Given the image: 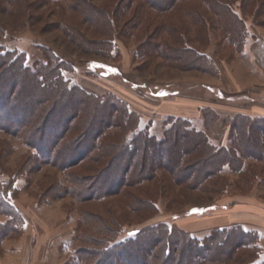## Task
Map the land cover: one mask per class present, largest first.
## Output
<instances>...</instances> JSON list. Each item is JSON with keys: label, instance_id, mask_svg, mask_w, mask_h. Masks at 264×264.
I'll return each instance as SVG.
<instances>
[{"label": "rangeland", "instance_id": "rangeland-1", "mask_svg": "<svg viewBox=\"0 0 264 264\" xmlns=\"http://www.w3.org/2000/svg\"><path fill=\"white\" fill-rule=\"evenodd\" d=\"M160 1L166 0H155L159 5ZM208 1H177L172 8L156 9L146 0H10V4L0 0V50L25 56L30 67L59 63L67 86L94 100L123 101L139 120V131L162 138L172 119L186 118L208 135L213 146L208 148L226 151L237 115L264 118V0H222L244 19L235 29L241 32L239 38L230 37L231 24H226L228 33L224 30L226 20L235 17L220 13V7ZM196 13L205 18L201 23ZM1 80L0 85L6 79ZM9 92L4 88L0 97ZM19 93L24 108L17 113L29 119L39 93L25 85ZM52 113L61 118L59 111ZM97 113L100 117L104 112ZM132 117L128 126L123 123L125 128L105 130L98 142L105 144L103 151L92 153L88 148L97 128L78 133L84 128L80 127L84 117H79L56 157L77 160L69 168L55 166L48 152L44 156L50 162L19 137L0 131V195L16 208L15 220L0 211V264H107L82 251L94 247L100 253L109 241L163 225L200 238L219 229L240 228L250 234L246 240L250 245L238 249L228 264L264 262V148L255 147L251 139L239 140L238 150L248 154L241 159L244 168L220 166L221 171L198 186L183 182L189 171L176 176L157 168L148 174L149 180L115 188L117 174L132 173L124 156L99 179L98 190L107 191L106 196L89 199L91 191L73 193L75 178L100 174L113 153L106 154L105 147L125 140ZM51 125L58 135L66 126L64 116L61 123L51 120ZM46 129V135L52 132ZM74 135L79 136L75 145ZM189 146L183 143L184 148ZM170 148L166 155L171 160L177 151ZM100 154V162H94ZM209 170L201 168L198 174ZM94 186L93 181L84 187ZM138 257L135 254L129 263L138 264Z\"/></svg>", "mask_w": 264, "mask_h": 264}, {"label": "trees", "instance_id": "trees-1", "mask_svg": "<svg viewBox=\"0 0 264 264\" xmlns=\"http://www.w3.org/2000/svg\"><path fill=\"white\" fill-rule=\"evenodd\" d=\"M146 1L151 7L165 9L167 7H174L177 1L185 0L160 1V5L155 0ZM7 3L10 4V0H7ZM208 3L218 5L220 7V10H218L220 13H227V15L231 13L235 17L234 21L229 22L226 20L224 30L228 33V25L226 24H231L230 27L233 31L230 33V37L239 38L241 32L235 29L240 28L241 21H244V19L238 17L239 14L233 9L229 1L209 0ZM92 8L97 14L93 13L102 20L103 16L101 17L99 11L94 7ZM197 13L196 19L201 23L202 19L205 18ZM221 18V20L225 19L224 17ZM27 62L25 56L19 55L16 51L9 52L5 49L0 50V78L3 77L2 80L12 81L10 83L5 80V83L0 85L1 91L6 87L10 89L8 95L0 97V131L19 137L23 142L36 150L42 159L46 160L44 154L48 152L53 158L51 163L55 166L60 165L62 168H69L73 163H76L77 160L71 162L59 161L56 157H59L61 151L59 148L66 134L75 130L74 127L77 124H73V122L79 117H84L82 124L80 125L78 123L80 127L83 126L84 128L79 132L76 130L78 133L81 134L88 128H97L93 137H91V145L88 148V153L96 150L103 151L105 144L98 142L105 134V130L113 127L125 128L123 123L128 126L132 112L120 99L111 97L108 100H94L91 97L84 96L82 94L83 92L80 93L78 89L67 86V82L63 78L62 66L59 63L52 64L53 62H51L48 65L49 62L47 61V66H44L40 62L37 63L36 67H30ZM6 74L8 75L6 76ZM24 85L29 87L30 90L33 89V91L36 90L39 93L36 107L30 113L29 119H24L17 113L18 110L24 108L22 106L24 98L21 99V94L19 93L20 87ZM63 100H65V103H61ZM74 104L77 105V108L74 107ZM85 106L86 108H90L91 106L93 110L89 112ZM54 109L59 111L58 115L61 118L53 116L52 111ZM98 111L104 113L99 117ZM8 112L13 116H7L6 113ZM67 113H69L68 117L65 116ZM211 114L212 117L216 115L215 111ZM126 115L129 116L128 121H126ZM63 116L64 121H66V126L64 130L54 136L56 127L54 125L49 126V122L55 120L61 123ZM133 119H135V122H133ZM138 121L134 116L132 117L133 127L129 128L130 131L126 134L124 141L105 147L107 150L106 154L110 151L113 153L109 162L99 172L100 174L75 178L74 194L81 196L88 190L87 192L91 191L93 193V196L89 199L96 197V194L97 196H106L107 191L102 190L99 192L98 190L101 185L99 179L115 160H119V158H123L124 156L128 158L129 169L132 170V173L129 170L124 173L129 176V179H126L124 174H117L116 176L120 177V181L115 188L118 187L121 189L126 183L128 184L126 186L133 187L136 184L149 180L152 176L148 174H152L154 169L157 168H163L170 174H175L176 176L178 173L189 171L190 174L187 175V178L183 182L192 181V183H196L198 186L202 180L204 181L207 177L216 175L215 173L221 171L225 165L231 167L237 166L239 169L244 168L242 165L244 163H242L243 160L241 159L246 158L248 154L242 153L241 148L238 150V147H241L240 141L242 139H251L255 147L260 149L264 148L262 144L264 140L260 138L261 134L264 135V118L251 120L249 116L237 115L236 120L230 125V132H232L230 137V140H232L230 145L231 150L228 149L226 151L225 148H220L221 151L219 149L212 150L208 148V145L212 146L209 143L208 135L204 131L196 130L186 118L172 119L174 122L173 125L166 130L162 138L149 135L144 131H139ZM45 129L51 130L52 132L46 135L45 131H43ZM237 132H239V135H235ZM76 135L74 136L76 137ZM78 137L71 141H74V145ZM235 141L238 142V145H236ZM183 143L190 144L191 146L184 148ZM171 145L174 146L177 152L170 160L166 153L172 149L170 148ZM74 147L72 151L76 150ZM138 154H142V156L137 162ZM102 157L101 154L97 155L93 158V161L100 162L99 159ZM250 157L261 161L260 156L255 157L252 154ZM160 158L165 160L162 161ZM148 159L151 160L148 161ZM46 161L50 162V160ZM114 166L116 167L117 165L114 164ZM201 168H209L210 170L205 175L200 176L198 173ZM93 181L95 182V186L92 188L93 190L84 187L86 184L89 187ZM0 211L8 216L9 219L12 218L15 220V205L11 204L6 197L3 198V195H0ZM23 221L24 219L22 218ZM15 225L17 226L18 224L15 223ZM131 235L133 237L129 236L127 239L114 242L109 241L101 249L100 253H96V248L94 247L91 248L92 250L85 248L82 252L89 255V257H98L101 261H107V264H117L122 260L127 261L125 262L126 264H130V259L135 254L137 257L139 256L137 258L139 260L138 264H184V261H187L186 264H228V262L232 261L238 249L250 245H248V242L246 243L250 234L237 227L216 230L205 238L193 236L170 225L157 226L156 228L146 229L141 232L136 230ZM91 243L96 246L94 242ZM82 260L84 261L85 259H80V262ZM250 264H264V262L254 260Z\"/></svg>", "mask_w": 264, "mask_h": 264}, {"label": "snow or ice", "instance_id": "snow-or-ice-1", "mask_svg": "<svg viewBox=\"0 0 264 264\" xmlns=\"http://www.w3.org/2000/svg\"><path fill=\"white\" fill-rule=\"evenodd\" d=\"M113 72H115L116 70L115 69H112Z\"/></svg>", "mask_w": 264, "mask_h": 264}]
</instances>
